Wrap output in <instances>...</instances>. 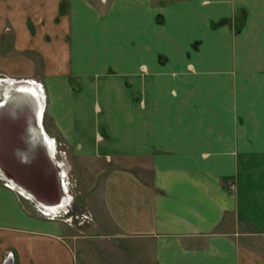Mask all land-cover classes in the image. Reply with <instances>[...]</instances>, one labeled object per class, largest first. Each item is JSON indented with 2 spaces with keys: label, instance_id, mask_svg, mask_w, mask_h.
Returning <instances> with one entry per match:
<instances>
[{
  "label": "crops",
  "instance_id": "crops-1",
  "mask_svg": "<svg viewBox=\"0 0 264 264\" xmlns=\"http://www.w3.org/2000/svg\"><path fill=\"white\" fill-rule=\"evenodd\" d=\"M0 73L42 86L72 182L33 97L0 112V167L63 210L0 180V264H264V0H0Z\"/></svg>",
  "mask_w": 264,
  "mask_h": 264
},
{
  "label": "rangeland",
  "instance_id": "rangeland-1",
  "mask_svg": "<svg viewBox=\"0 0 264 264\" xmlns=\"http://www.w3.org/2000/svg\"><path fill=\"white\" fill-rule=\"evenodd\" d=\"M157 1L158 2H167L170 0H157ZM240 16H242V15H240ZM242 17H244V16H242ZM242 17H240L238 20V23L236 25H234V27H235L234 29L236 31L238 28H240V25H241L242 20H243ZM228 20L229 19L225 18V19H222V21L220 20L219 22H214L212 24L215 26L217 24L226 23ZM1 77L2 78H15V77H11L5 73H0V78ZM15 79H20V80L32 79V81H33V78H30V77H18ZM34 81L38 82L36 79H34ZM43 97H46V96L44 95ZM44 102H45V99H44ZM31 104L32 103H30L29 105H31ZM31 106H33V105H31ZM44 106H45V103H44ZM31 108H33V107H31ZM53 142H54V145L56 146L57 143H55L54 139H53ZM57 149L59 150V152L65 153L64 157L62 155L61 156L64 159V161L67 162V153H66L65 147H63L60 143V145L57 146ZM67 173H68V177H69L68 180L70 183L69 184V190H70L72 187V182L70 179L69 171ZM62 212H63V210H62ZM59 214L60 213H58V217H59ZM62 217L63 216H61V218ZM88 220H90L89 217H83L80 219L77 218V222H86ZM126 242L129 243L128 244L129 247H126L124 245V243H126ZM126 242H121L120 246L118 244L110 241V240L109 241L99 240V241L86 242L87 246H86V248L84 247V249L82 250L83 251L82 254H84V256L87 258L86 260H88V263H86V264H155L150 250L140 249L139 248L140 243L138 242V248H139L138 249V258L135 259L136 252L134 251L133 242H129V241H126ZM123 247H125V249ZM82 262H83V259L79 257V263H82Z\"/></svg>",
  "mask_w": 264,
  "mask_h": 264
},
{
  "label": "bare ground",
  "instance_id": "bare-ground-1",
  "mask_svg": "<svg viewBox=\"0 0 264 264\" xmlns=\"http://www.w3.org/2000/svg\"><path fill=\"white\" fill-rule=\"evenodd\" d=\"M42 91H43V88H40L38 84L32 81V79L26 83L24 82V80H20V79H9V78L1 77L0 78V112L3 110L5 111L11 110L10 112L13 114L12 106L19 107L20 108L19 111L20 110L23 111L24 108L26 109L27 107L31 108L32 106L27 103V98H28L27 95L33 97L34 106L36 108V115L38 118L40 117V119L38 118L37 120L35 119V121L37 122V126L39 123L40 125L39 127H41V128L37 127V129L41 131V134L43 135L45 140L46 141L48 140L49 144L52 145L51 146L52 150L54 149L55 156H56L57 153L55 151V148L53 147L54 145L53 141L45 134L44 129L41 126L42 125L41 124L42 123V111L44 108V97L43 96L45 95L44 91L43 92ZM39 112L41 113V115ZM31 125H32L31 127L33 128V124ZM33 130L35 129L33 128ZM5 178L11 179L7 174H5L4 170L0 167V179H5ZM11 180H12L11 184L13 186L12 189L14 188L15 190H19L24 195H27V197H29L28 196L30 194L29 192H27L22 186H20L15 181H13V179ZM31 198H33V195H31ZM35 200L37 202V204H35L36 208L38 207L39 209H41V207H44L41 205L42 203L38 199H35ZM65 200L66 199H64L63 201ZM62 203L60 204V206H63L64 203L63 204Z\"/></svg>",
  "mask_w": 264,
  "mask_h": 264
},
{
  "label": "built area",
  "instance_id": "built-area-1",
  "mask_svg": "<svg viewBox=\"0 0 264 264\" xmlns=\"http://www.w3.org/2000/svg\"><path fill=\"white\" fill-rule=\"evenodd\" d=\"M29 80H31V79H25L24 80V82H29ZM41 86V85H40ZM41 88H42V86H41ZM45 99V98H44ZM56 150V149H55ZM58 154H59V158H55V152H53V158L55 159V163L57 164V166L59 167V170H58V176L60 177L59 179H60V182H61V185H62V188H63V190H64V192L65 193H67L68 192V190H69V177H68V170L67 171H64L63 169H61V166L62 165H64V163H65V161H64V159L62 158V156L64 157L65 156V153L63 152V153H61V152H59V150H58ZM62 155V156H61ZM61 156V157H60ZM2 182H3V184H5L7 187H13L12 186V184H11V182H12V180L11 179H9V178H5V179H0ZM229 186H230V188H232V189H234L235 188V183L234 182H230L229 183ZM13 190H15V189H13ZM15 192H16V195H17V198H19L20 199V197L22 196H24V197H26V198H30L31 199V201H33V203H34V206H35V204H37V202H36V198L35 197H33V198H31V195L29 194L28 196L29 197H27V195H24L21 191H19V190H15ZM58 204V203H57ZM57 204H54V207H51V206H46V205H43V204H41L42 206H44V207H41V209H39L38 207L36 208L42 215H45L46 217H50V218H56V217H58V213H60L59 214V217H61V214H63V212H62V210L60 209V208H57L56 207V205ZM36 207V206H35Z\"/></svg>",
  "mask_w": 264,
  "mask_h": 264
},
{
  "label": "water",
  "instance_id": "water-1",
  "mask_svg": "<svg viewBox=\"0 0 264 264\" xmlns=\"http://www.w3.org/2000/svg\"><path fill=\"white\" fill-rule=\"evenodd\" d=\"M11 262H12V259H11V257H6L4 260H3V262H2V264H11Z\"/></svg>",
  "mask_w": 264,
  "mask_h": 264
}]
</instances>
